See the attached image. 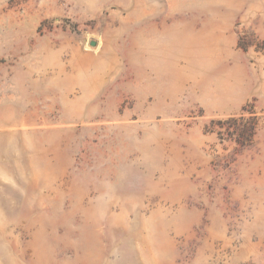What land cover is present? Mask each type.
Returning a JSON list of instances; mask_svg holds the SVG:
<instances>
[{"label":"rangeland","instance_id":"obj_1","mask_svg":"<svg viewBox=\"0 0 264 264\" xmlns=\"http://www.w3.org/2000/svg\"><path fill=\"white\" fill-rule=\"evenodd\" d=\"M0 264H264V0H0Z\"/></svg>","mask_w":264,"mask_h":264}]
</instances>
